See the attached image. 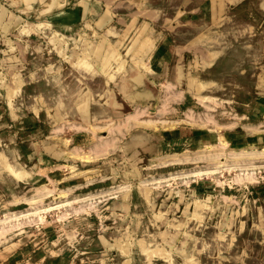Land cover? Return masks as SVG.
Here are the masks:
<instances>
[{
	"label": "rangeland",
	"instance_id": "1",
	"mask_svg": "<svg viewBox=\"0 0 264 264\" xmlns=\"http://www.w3.org/2000/svg\"><path fill=\"white\" fill-rule=\"evenodd\" d=\"M206 5L0 0V264H264V0Z\"/></svg>",
	"mask_w": 264,
	"mask_h": 264
},
{
	"label": "crops",
	"instance_id": "2",
	"mask_svg": "<svg viewBox=\"0 0 264 264\" xmlns=\"http://www.w3.org/2000/svg\"><path fill=\"white\" fill-rule=\"evenodd\" d=\"M245 1L247 0H206L207 5L205 6V9L207 10V13L205 14H209V15L211 14L214 17H218L225 11H228L229 8H235L236 6L242 4ZM200 11L203 12V8L202 9L200 8ZM137 81L141 82L139 78H137ZM12 172L15 176H17V178L21 176V174L17 175L16 173H14V172L21 173L19 171L12 170Z\"/></svg>",
	"mask_w": 264,
	"mask_h": 264
},
{
	"label": "bare ground",
	"instance_id": "3",
	"mask_svg": "<svg viewBox=\"0 0 264 264\" xmlns=\"http://www.w3.org/2000/svg\"><path fill=\"white\" fill-rule=\"evenodd\" d=\"M15 173V172H14ZM198 173V172H197ZM188 180V179H187ZM92 201V200H91ZM31 213V212H30ZM33 213V212H32ZM34 213H36V211L34 212ZM37 214V213H36ZM22 216V215H21ZM20 217V216H19ZM38 217V216H37ZM15 218H18L17 216L15 217ZM31 219V218H30ZM20 220V219H19Z\"/></svg>",
	"mask_w": 264,
	"mask_h": 264
}]
</instances>
